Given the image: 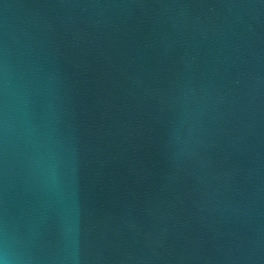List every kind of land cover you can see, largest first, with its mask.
I'll list each match as a JSON object with an SVG mask.
<instances>
[{
    "label": "water",
    "instance_id": "95a60500",
    "mask_svg": "<svg viewBox=\"0 0 264 264\" xmlns=\"http://www.w3.org/2000/svg\"><path fill=\"white\" fill-rule=\"evenodd\" d=\"M0 264H264V0H0Z\"/></svg>",
    "mask_w": 264,
    "mask_h": 264
}]
</instances>
